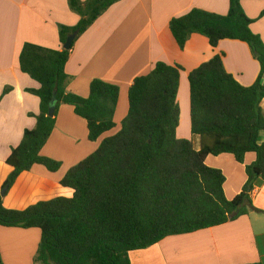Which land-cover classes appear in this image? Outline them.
<instances>
[{
	"label": "trees",
	"instance_id": "trees-1",
	"mask_svg": "<svg viewBox=\"0 0 264 264\" xmlns=\"http://www.w3.org/2000/svg\"><path fill=\"white\" fill-rule=\"evenodd\" d=\"M120 1L68 0L80 21L75 27L60 26L59 41L64 45L77 33L71 49L26 43L19 55L20 70L40 84L38 90H27L40 99V113L30 114L36 127L24 132L5 162L10 172L0 187V226L41 231L36 264H131V252L248 215L256 182L264 181V42L252 31L254 21L245 13L243 0H229L226 15L194 8L169 24L181 50L196 34L206 37L213 49L224 40L240 41L261 67L249 87L227 72L224 53L189 74L191 131L200 139V150L192 140L177 136L183 68L160 62L130 87L129 111L118 133L103 139L60 183H32L23 187L16 208L5 206L9 191L35 165L51 173L61 170L62 162L41 154L61 106L73 107L87 122L90 142L116 128L120 88L96 79L87 98L69 93L73 77L66 65L77 40ZM11 90H4L0 103ZM53 99L55 113L50 117ZM249 153L256 154V161L246 168L241 193L229 200L224 174L209 167L206 158L228 154L243 164ZM6 187L9 191L2 197Z\"/></svg>",
	"mask_w": 264,
	"mask_h": 264
},
{
	"label": "crops",
	"instance_id": "crops-1",
	"mask_svg": "<svg viewBox=\"0 0 264 264\" xmlns=\"http://www.w3.org/2000/svg\"><path fill=\"white\" fill-rule=\"evenodd\" d=\"M241 4L254 21L252 31L264 42V0H243ZM194 8L226 15L229 0H122L77 40L66 65V73L73 77L67 91L87 98L90 84L96 79L118 86L116 128L99 141L90 142L87 122L75 114L73 107L61 106L53 134L41 152L62 162L61 170L51 173L35 165L30 173L22 174L9 191L15 196L11 205L4 201L6 207L18 206L23 187L39 182L60 183L72 167L98 149L103 139L118 133L129 111L130 87L137 78L149 74L157 63L182 67L181 85L185 82L189 88V74L224 53L229 74L245 87L255 83L261 67L246 43L224 40L213 49L206 37L196 34L184 50L179 48L169 30L170 21ZM79 21L80 17L69 8L68 0H0V97L7 87L12 88L0 103V187L10 172L5 162L13 148L20 145L26 130L36 127V118L30 114L40 113V99L27 92L38 90L40 84L20 70V52L26 43L63 49L59 27H75ZM261 106L264 111V101ZM187 116L191 124L190 108H187ZM177 136L192 140L195 150H200V139L191 129L182 132L179 126ZM260 143H264V132ZM256 158L255 153H249L240 164L233 155H209L206 164L222 171L226 178V196L233 200L243 190L247 182L246 168ZM251 196L253 208L248 215L218 227L170 236L145 250L131 252V264H264L263 180L256 182ZM40 240V230L0 226L2 263L36 264L34 259Z\"/></svg>",
	"mask_w": 264,
	"mask_h": 264
},
{
	"label": "rangeland",
	"instance_id": "rangeland-1",
	"mask_svg": "<svg viewBox=\"0 0 264 264\" xmlns=\"http://www.w3.org/2000/svg\"><path fill=\"white\" fill-rule=\"evenodd\" d=\"M180 89H181V91H180V95L178 97V103H179L181 111H182L180 127H181L182 132H184L187 128H188V131H190V129H191L190 118L187 116V108H190L189 107L190 104L188 105V103H189V88H188V84L183 82ZM8 191L9 190H7V192ZM5 196H6V194H5ZM14 196H15L14 192L11 191L7 195V197L4 198V201H5L6 205H11V203L13 202Z\"/></svg>",
	"mask_w": 264,
	"mask_h": 264
},
{
	"label": "water",
	"instance_id": "water-1",
	"mask_svg": "<svg viewBox=\"0 0 264 264\" xmlns=\"http://www.w3.org/2000/svg\"><path fill=\"white\" fill-rule=\"evenodd\" d=\"M77 37V33H74L72 35H70L67 38L66 43L63 45V49L64 50H70L74 41L76 40ZM55 113V99L52 100L51 104H50V108H49V116L52 117L54 116ZM8 190V187H6L2 192H1V196L4 197L6 192Z\"/></svg>",
	"mask_w": 264,
	"mask_h": 264
}]
</instances>
